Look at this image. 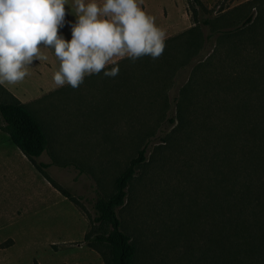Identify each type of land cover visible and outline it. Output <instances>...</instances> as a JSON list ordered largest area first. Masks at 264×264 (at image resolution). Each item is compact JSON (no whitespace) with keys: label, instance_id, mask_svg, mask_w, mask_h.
<instances>
[{"label":"rangeland","instance_id":"374dc122","mask_svg":"<svg viewBox=\"0 0 264 264\" xmlns=\"http://www.w3.org/2000/svg\"><path fill=\"white\" fill-rule=\"evenodd\" d=\"M202 2L212 25L197 24L188 35V0H138L165 46L156 58L114 57L107 65L118 64L115 77L102 71L75 89L58 86L55 59L48 73L32 64L22 81L5 82L42 124L47 148L37 160L70 197L2 142L0 264H83L91 255L104 264L83 240L94 203L143 147L146 159L117 210L136 246L135 264H264L260 222H243L238 211L262 173L253 170L262 159L247 130L261 124L264 107V0ZM71 6L67 0L66 13ZM249 14L254 21L244 31H215Z\"/></svg>","mask_w":264,"mask_h":264},{"label":"clouds","instance_id":"9594fccd","mask_svg":"<svg viewBox=\"0 0 264 264\" xmlns=\"http://www.w3.org/2000/svg\"><path fill=\"white\" fill-rule=\"evenodd\" d=\"M67 0H0V84H14L34 61L47 60L41 48L53 50L59 68L56 85L77 88L85 75L115 77L114 57L156 58L164 49V32L138 6V0H73L75 21L70 39L58 29L66 23ZM38 45H40L38 47Z\"/></svg>","mask_w":264,"mask_h":264},{"label":"trees","instance_id":"16d2710c","mask_svg":"<svg viewBox=\"0 0 264 264\" xmlns=\"http://www.w3.org/2000/svg\"><path fill=\"white\" fill-rule=\"evenodd\" d=\"M188 9L194 26L190 27L187 30L188 32L186 31L187 33L184 32L171 37L170 40L181 37L185 33L190 35L197 24L212 25V21L209 19L210 10L207 9L202 0H188ZM219 19L217 18V20ZM253 21V15L249 14L240 24L235 25L234 22L227 21L224 27L215 29V31L217 30L219 34L225 36H234L244 31ZM213 35L214 33L207 34L205 41ZM188 40H190V43L192 42L191 37H188ZM128 58V56H125L120 61ZM111 66L113 65H106L105 67L108 69ZM261 119L259 126H252L247 130V136L252 140L253 147L256 146L262 159L261 165H257L253 170L259 168L262 173L253 193L250 194L249 187H246L244 198L248 202L238 211L243 216V222L246 220L260 222L264 242V107L261 108ZM170 120L172 121V119ZM0 130L8 135L11 142L51 185L66 197H70L68 192L57 186L45 172L44 169L49 164L37 160L47 148V135L42 124L29 109L27 103L18 99L2 84H0ZM145 152V147L139 149L136 155L128 160L124 168L115 177L112 191L107 196L98 198L94 203L95 215L91 219L92 229L84 234L83 240L89 247L99 252L104 264H135L136 246L129 235L121 229V221L117 210L124 204L127 187L137 168L146 159ZM231 214H233L232 211ZM237 232H240L239 228Z\"/></svg>","mask_w":264,"mask_h":264},{"label":"crops","instance_id":"0c3cea01","mask_svg":"<svg viewBox=\"0 0 264 264\" xmlns=\"http://www.w3.org/2000/svg\"><path fill=\"white\" fill-rule=\"evenodd\" d=\"M99 2H101V0H98V3ZM69 12H71V14H69V13H67V15H66V23H65V28H66V32H65V38L66 39H70V37H71V30H70V26H69V23L68 22H74L75 21V8L74 7H72L71 6V8H70V11ZM164 14H165V10H164ZM40 45H38V47H39ZM40 52H41V54L42 55H46L47 57H48V59L47 60H40V61H38V60H36V61H34V63H33V70H34V72L35 73H48V71L51 69H53V66H52V64L51 63H53V61L55 60V59H57L56 58V56L54 55V52H53V50H51V49H48V48H41L40 49ZM123 58V57H122ZM121 59V58H120ZM7 90H9L12 94H14L15 96H17V93L15 92V91H11V87L10 86H8L7 85V83H3L2 84ZM53 85H55V84H53ZM41 87H45V86H39V89L41 88ZM38 89V90H39ZM37 90V91H38ZM18 98V97H17ZM23 102V101H22ZM8 138V139H7ZM6 140H9V141H11L10 139H9V137H8V135L6 134V133H4V132H2V131H0V158H1V155H2V151H1V147H2V142H5ZM12 143V142H11ZM13 144V143H12ZM19 150V149H18ZM20 151V150H19ZM62 258H64V257H62ZM94 258V256L93 255H91V257L90 258H88V257H86L85 258V261H82L83 262V264L84 263H86V264H93V261H92V259ZM65 259V258H64ZM91 259V260H90ZM95 259V258H94ZM45 262H47V261H45ZM25 264H28V262H26ZM31 264H43V262L41 261V260H39V261H33V262H31ZM60 264H71V262H70V260L68 259L67 260V258L64 260V261H62ZM74 264H82V263H80V261H77V262H74Z\"/></svg>","mask_w":264,"mask_h":264}]
</instances>
